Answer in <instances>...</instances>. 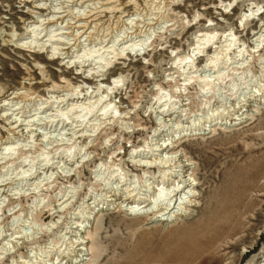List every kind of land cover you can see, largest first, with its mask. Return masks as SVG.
<instances>
[{
    "label": "rangeland",
    "instance_id": "1",
    "mask_svg": "<svg viewBox=\"0 0 264 264\" xmlns=\"http://www.w3.org/2000/svg\"><path fill=\"white\" fill-rule=\"evenodd\" d=\"M77 1L0 0V107L8 103L0 108V264H130L127 240L199 218L229 162L247 165L249 175L224 206L221 221L234 231L206 264H262L264 39L255 44L253 35L264 32V0H86L90 8ZM51 9L66 21L52 19ZM40 21L54 29L57 48L66 49L68 36L71 50L19 47ZM77 21L86 31L79 40ZM202 34L209 39L200 46ZM100 57L110 66L95 64ZM116 78L114 92L98 90ZM169 144L198 167L196 204L184 213L188 187L173 212L159 216L165 223L134 224L109 201L118 187L138 193L152 184L154 201L165 194L169 183L146 178L137 162L155 160L148 150ZM158 162L156 178L175 164ZM160 200L147 212L166 207Z\"/></svg>",
    "mask_w": 264,
    "mask_h": 264
},
{
    "label": "bare ground",
    "instance_id": "2",
    "mask_svg": "<svg viewBox=\"0 0 264 264\" xmlns=\"http://www.w3.org/2000/svg\"><path fill=\"white\" fill-rule=\"evenodd\" d=\"M68 1L71 3L75 2V0H68ZM87 2L88 1H86V0H78L76 3H78V5H80V6L84 5L85 8H90L87 5L85 6V4ZM51 10L53 11L52 12L53 15H51V16H55V17H52V19H57V20H65L66 19L64 16H62L61 13H59V12L56 13L55 9H51ZM58 14L60 16H58ZM39 23H40V25L38 24L39 26H36V25L28 26V30H26V33L23 35L26 38L21 39V40H28V39H33V40L30 42L28 40L24 43L19 44L18 45L19 47L28 48L29 50H33V52H35V53H37L39 51H47V49L50 48V50H51L50 53L53 55L57 54L56 51L62 52V51H66V50H68V51L71 50V48L68 47L71 45V41L69 40L70 38L68 36H64L63 35L64 33L61 36L60 35L61 33L59 32L60 33L59 35L61 36V40L62 39L66 40L67 43L63 44L64 46H66V49L57 48L59 45H61V41L59 43V41H57V40H60V39H55L54 37H56V36L51 35L53 33V30H54L53 28H55V26L51 28L53 30L47 32L46 30L47 29L50 30V28L45 27L43 29L42 21H40ZM81 23H82L81 21H77L73 27V29H76L77 34H78L77 35L78 39H76V40L82 39V36H83L82 34H84L86 32V31L78 32L80 29L85 28L83 25H81ZM261 28H264V27H261ZM44 33H45V35H44ZM259 33H261V34L259 35ZM263 33L264 32L260 30V32L255 33V35H253V41L255 44L262 42V40L264 39ZM43 35H44V37H42ZM46 37H47V40H45V42H44L43 39ZM197 38H198V44L200 46H202V45H204V43L208 37L206 35L204 36L202 34V35L197 36ZM226 41L227 42L228 41L229 42H231V41L236 42V40H226ZM63 43H64V41H63ZM48 44H50V45H48ZM134 46H137V45H134ZM228 46H226V47H228ZM130 47H133V46H130ZM230 47H231V45H230ZM221 48H224V47H221ZM238 50L239 51L236 52V54L238 55L237 57H239V55L246 52L242 48L238 49ZM219 54L221 55V52ZM219 54L215 55L214 58L219 59L220 58V57H218ZM62 55L63 56L69 55V53H63ZM117 55H118V53H117ZM53 59H54V57H53ZM91 60H93V59L91 58ZM105 61H106V59H104V57H103V59L100 57V59L98 61H96L95 64L101 66L103 63H105ZM185 61H186V59L182 60V62H185ZM107 62H106L107 65L111 64L110 60ZM214 62L215 61H213V63ZM104 76H101V77H104ZM119 81H120L119 78H116L115 80H113V82H112V84H110V86L105 87V85H100L98 87V90L100 91L101 89L105 88L107 93L114 92L116 89L115 85H117ZM13 95H15L17 97V96H20L21 93L16 92V93H13ZM92 95H94V94L91 93V96ZM13 99H14V97H13ZM56 101H59V100H56ZM61 102H63V101H61ZM7 106H8V103H6V101H4V102H2L0 108L3 110H6ZM75 107L76 106H74L73 108H75ZM81 107L82 106H80L79 108H81ZM84 110H86V109H84ZM91 110L88 112L90 113ZM101 111L102 110H100V112ZM7 114H5V115L7 116ZM23 123H24V121H23ZM27 123H28L27 126L30 127L31 126L30 124L32 122L30 121ZM15 124L17 126L16 125L14 126V128H15L14 130L20 131V132L24 131L23 129L21 130V128H23V125H21V124L18 125V122H16ZM24 125H26V124H24ZM177 148L178 147H176L175 145H172V144L171 145L169 144L166 146L160 145L157 147V149L153 148L152 150H150V149L148 150V155H154V156L157 155L155 160H150V162H147V163L142 162V161L137 162V163H139V165H138L139 167L137 166L139 169H137V171L143 172L144 175H146V178L148 177V178H150V180L157 179L158 183L163 184V185H165L166 183H169V184H167V185H169V187H168V190L165 194H164V192L160 191V193H158L159 194L158 196L155 195V196H157L155 198L156 201H154L152 198L149 197L150 196L149 195L150 189L153 188L152 184L147 185L149 187L148 189H146L147 186H144L142 189L143 191H139L138 193H136V189L132 188L133 186L131 187L132 189L129 187L128 188L126 187L124 190L122 189L123 193L119 192V187L115 191L116 193H114V195L112 196V197H114L113 200H111L109 202H119L118 206H120V209L125 208L124 216L126 218L130 216L131 218L130 217L129 218L132 219V221H131L132 223H134V224L139 223L143 219H144L143 222H145L146 225H151V224L153 225V223H154L158 226L159 225L158 223H162V222L165 223V221L169 220V219L158 220L159 216H165V214H167V212L169 210H170L169 214H171V212H173V210L175 209V206L178 204L177 198H180V200H182L183 199V197H181L182 193L187 194V193H185V190L188 187H190V193L188 194V198H190V199L189 200L187 199L186 200L187 202L181 201L182 205H184V207H183L184 213L187 214L188 212L191 211L190 207L195 206V204H196L195 198L197 197V190L199 189V186L201 185V183H200L201 181L199 178V170H198V167H197V169L192 168L191 162H190V164H187L189 162V160L183 161L182 155L179 154L180 152H176ZM11 149H12V147L8 146L3 150V152L4 151L8 152ZM145 151H143L141 149H136L133 152V154L136 153V156H135L136 158L139 157L142 160L148 159V157H146ZM155 152H157L158 154H155ZM0 156H2V155H0ZM157 157H160L161 159L157 158ZM160 160L165 162V163L175 162V164L172 168L169 169V171H167V170L161 171L164 174V176H162V177L160 176L159 178H156V175L151 171V169L157 168L156 166L153 167V163L156 162V163L160 164L158 162ZM162 163H161V165H162ZM165 165L163 167H165ZM196 166H199V165L196 164ZM159 167L161 168L162 166H159ZM159 167H158V169H159ZM247 167H248L247 165H237V164H234L232 162H229V164L227 163V165L222 167V171H221L222 176L220 178L218 187L214 188V189H216L215 190L216 193L214 194V190H213V192L211 191L214 195H212V197L208 201V204H206L204 206V209H202V213H201L202 215L199 218L194 219V221H192L190 224L184 223V224L178 225L177 222H172L171 220H169V222H166V228L171 226L170 227L171 230L169 229V230L161 231V232L160 231L158 232V230H157V232H154L153 235L148 234V233H150L149 231L145 232V233H144V231H142L141 235L139 234L138 237L134 238V236H132L130 239L128 238L129 240H127L126 247H125V255H126L127 259L129 260V263L130 264H206L208 261H210L211 255L213 254V252H215L214 247L217 245V243L221 239V237L227 232L230 233V232L234 231L233 227H229L228 225L225 226V224L222 223L221 219L226 214V212L224 210L225 204L230 203V194L232 192L234 193V191L236 189V185L239 186L242 180L246 181L245 176L247 178V176L249 175L248 173H246ZM220 168H221V166H220ZM160 170H162V169H159L158 171H160ZM160 175H161V173H160ZM166 176H168V177H166ZM136 181H138V180H136ZM139 181H141V180H139ZM154 181H156V180H154ZM146 182L148 183V181H146ZM246 182H244L243 184H245ZM141 185H140V187H141ZM171 185H172V187H171ZM162 194L165 195L166 199L168 200L167 201L168 203L164 204V205H166V207L161 208L160 211L155 212V213L147 212L146 209L151 207L152 201L158 203L161 201L160 199L165 198V197H163ZM210 194H209V196H210ZM175 199H176V201H175ZM171 204L172 205L174 204L173 205L174 208L172 210H171V207H172ZM144 210H146V212ZM172 219H174V216ZM176 220H178V218ZM145 223L143 224L144 226H145ZM153 227H154V225H153ZM153 227L149 228L148 230H151ZM154 228H157V227H154ZM82 251H84V249H80L78 252L80 253ZM87 253H88V249H87ZM88 255H85V256H88ZM82 261H86V260H82ZM262 264H264V262Z\"/></svg>",
    "mask_w": 264,
    "mask_h": 264
}]
</instances>
